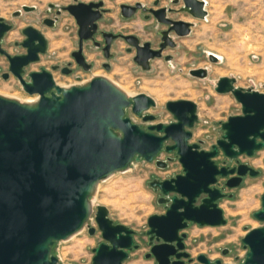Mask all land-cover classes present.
Instances as JSON below:
<instances>
[{
    "label": "water",
    "instance_id": "water-1",
    "mask_svg": "<svg viewBox=\"0 0 264 264\" xmlns=\"http://www.w3.org/2000/svg\"><path fill=\"white\" fill-rule=\"evenodd\" d=\"M158 3L155 0L153 5ZM171 3L181 5L177 9L166 6L154 9L140 2L120 4L123 18L131 17L138 9L148 10L158 24L168 27L158 31L161 37L158 49L151 48L148 41L140 43L136 35L104 31L105 58L111 57L113 39L121 36L129 45L128 51L135 48V63L148 70L150 61L161 57L166 47H175L172 32L182 37L191 31V22L170 18L168 13L186 12L196 19L207 14L204 0H171ZM103 4V0L48 4L49 8L57 6L58 14L66 11L75 19L79 44L72 56L85 71L90 64L82 53V42L90 40L100 46L94 34L104 11ZM34 9L33 5H22L25 12ZM20 13L21 10H16L13 16ZM9 28L0 16V53L7 57L9 72L19 80L22 89L37 99L19 101L0 94V264H62L51 254L52 245L86 226L93 213L90 198L98 183L115 172L129 169L133 161L154 160L157 167L166 168L171 158L158 159L162 150L175 152L182 173L148 182L159 192L158 202L164 205L165 212L147 218L149 252L145 257L152 256L157 264H223L203 253L193 259L185 250L183 229L189 223L199 226L226 223L218 202L231 194L216 186L218 177L226 178L224 184L228 188H235L244 176L259 175V170L239 162L238 157L253 156L264 148V93L236 86L233 77H219L215 91L231 93L240 104L241 113L221 121V136L209 149H201L199 143H189L191 128L198 119L193 101H167L165 107L174 121L153 123L155 116L144 113L155 106L151 96L143 92L129 96L103 75H94L79 85L62 86L55 82L51 71L41 67L24 79L23 67L45 53L47 39L40 30L26 26L22 29L25 38L20 43L26 53L11 55L1 47ZM208 57L212 62L218 59L212 53ZM163 58L170 61L172 56ZM104 66L109 69L108 63ZM57 67L54 65L52 69ZM189 73L204 78L207 68H193ZM7 76L8 73L1 74L4 79ZM127 109L150 123L142 127L132 122L126 116ZM220 153L237 165H218L214 158ZM260 200L261 208L252 212V217L263 224L250 228L241 237L247 251L238 264H264V193ZM94 220L103 241L92 248L91 264H122L139 247L135 231L114 223L104 205H96ZM95 230L87 224L89 235Z\"/></svg>",
    "mask_w": 264,
    "mask_h": 264
},
{
    "label": "rangeland",
    "instance_id": "rangeland-1",
    "mask_svg": "<svg viewBox=\"0 0 264 264\" xmlns=\"http://www.w3.org/2000/svg\"><path fill=\"white\" fill-rule=\"evenodd\" d=\"M88 2L89 0H82ZM155 0H103L104 12L97 21L98 34L96 41H101V31L136 35L141 41L157 46L158 31L165 28L158 24L154 17L145 19L142 11L135 12L129 18L120 15V4L140 2L146 7L153 6ZM207 19H196L189 13L173 11L168 16L192 23L191 31L182 37L173 36L175 47H168L163 55H171L170 61L157 57L150 61V68L143 70L135 63L134 49L128 51L129 45L121 38L114 40L110 47L111 58L105 59L100 49L92 41L84 44L87 61L92 63L89 71L74 68L70 74L53 70L52 65H64L72 61L71 51L77 48V24L68 12L60 15L59 21L52 29L43 27L41 18L46 14L49 3L66 5L72 0H0V16L13 24V28L5 36L7 52L11 55L24 53L23 48L15 46L14 41H21V28L32 24L47 39V49L39 59L26 68L37 71L44 67L51 71L55 82L62 86L82 84L94 75H103L127 95L145 93L155 100V106L144 113L155 116L153 123H169L174 121L172 114L166 109L169 100L186 99L197 105V122L191 128L189 143H199L201 149H209L218 139L222 130L220 122L229 115L241 113L240 104L231 93L221 94L214 86L218 78L228 76L235 78V85L244 89L251 88L264 93V0H205ZM33 5V11L25 12L22 5ZM161 6L177 9L180 4H172L171 0H159ZM21 10L19 17L13 13ZM217 56V61H210L208 54ZM220 58H219V57ZM109 63V69L102 66ZM8 61L0 56V66L7 69ZM205 67L207 76L199 78L189 73L190 69ZM25 79L28 77L23 76ZM79 77V78H78ZM13 97L19 101L35 98L22 89L21 83L11 75L9 79L0 78V94ZM132 122L146 127L150 122L136 116L130 109L126 110ZM171 144V141L167 142ZM170 157L166 168H159L155 161H133L130 168L115 172L98 183L97 190L91 196L93 213L87 221L95 227L93 235H89L87 224L68 239L56 241L52 245L51 254L57 256L62 264H91L92 248L103 241L94 220L96 205H104L108 216L114 223H121L135 231V240L139 247L130 252L122 264H157L149 252L147 218L152 214H162L165 207L158 202L159 192L152 189L148 182L154 178L165 179L182 173V166L175 152L162 150L157 158L165 160ZM218 165L236 164L220 153L214 158ZM239 162L247 163L260 171L258 176H245L238 187L225 186L226 178L218 177L216 186L231 197L219 200L226 223L219 226H199L189 223L183 232L185 250L195 259L200 253L209 259H219L223 264H238L243 261L247 248L241 237L252 227L263 223L252 217V212L261 208L260 197L264 193V148L253 156L240 155ZM227 249V253L223 251ZM196 262V261H195Z\"/></svg>",
    "mask_w": 264,
    "mask_h": 264
},
{
    "label": "flooded vegetation",
    "instance_id": "flooded-vegetation-1",
    "mask_svg": "<svg viewBox=\"0 0 264 264\" xmlns=\"http://www.w3.org/2000/svg\"><path fill=\"white\" fill-rule=\"evenodd\" d=\"M96 1H99V0H89L88 2H96ZM77 2H84V1H82V0H72V2H70V3H68V4H71V3H77ZM88 2H85V3H88ZM136 3V2H135ZM134 3V4H135ZM68 4H66V5H68ZM128 4V3H127ZM57 5H59V4H57ZM130 5H133V4H130ZM159 7H164V6H161L159 3L156 5V6H149L148 8H154V9H156V8H159ZM167 7V6H166ZM57 9H58V7L57 6H55V7H52V8H48V9H46L45 10V15L41 18V20H40V23H41V25L43 26V27H47V28H50V29H52V28H54L55 26H56V24L58 23V21H59V18H60V15L63 13V12H66V11H62L60 14H58L57 13ZM103 9H104V7H103ZM105 10V9H104ZM142 11L143 13H144V15H148V17L147 18H145V19H149L151 16H153L148 10L147 11H143V10H141V9H138L137 11ZM136 11V12H137ZM104 12V11H103ZM22 14V12L19 14V15H16V16H14V17H19L20 15ZM120 15H121V10H120ZM154 17V16H153ZM155 19V18H154ZM156 21V20H155ZM6 22L10 25V28H9V30L8 31H6L5 33H4V35H3V38H2V42H1V47L2 48H4L6 51H8L7 50V46L5 45V36H6V34L8 33V32H10L11 30H12V28H13V24L11 23V22H9V21H7L6 20ZM29 25H31V26H33V27H35L34 25H32V24H26L24 27H22L21 28V33H22V29L23 28H25L26 26H29ZM161 25H164V24H161ZM165 26V28H162V29H160V30H163V29H166L168 26L167 25H164ZM78 27V26H77ZM36 28V27H35ZM36 29H38V28H36ZM39 30V29H38ZM77 31H78V28H77ZM42 32V31H41ZM102 32H104V31H101L100 32V34H101V36H102V40L101 41H98V42H100V46H96V45H94L96 48H98V49H100L101 50V52H102V54H103V56H104V52H103V47H104V45H105V38H104V36H103V33ZM105 32H109V31H105ZM43 33V32H42ZM98 34V30H97V32L94 34V40H95V36ZM115 34H123V33H115ZM22 35H23V38H22V40L25 38V36H24V34L22 33ZM124 35H126V34H124ZM158 35H159V33H158ZM172 35H174V33L172 32ZM77 36H78V32H77ZM118 38H121V39H123L121 36H117L115 39H113V41L114 40H116V39H118ZM21 40V41H22ZM124 40V39H123ZM140 40V39H139ZM21 41H14V45L15 46H20V47H22L23 48V51H25L24 53H26V49L23 47V46H21ZM87 41H90V40H84L83 42H82V53H83V55H84V57H85V60L87 61V57H86V55H85V52H84V44H85V42H87ZM96 41V40H95ZM112 41V42H113ZM125 41V40H124ZM93 42V41H92ZM112 42H111V44H112ZM144 41H141L140 40V43H143ZM161 43V37H160V35H159V41H158V43H157V46H151V48H153V49H158L159 48V44ZM78 44H79V37H78V40H77V48H78ZM151 45V44H150ZM111 47V46H110ZM76 48V49H77ZM129 48V47H128ZM166 48H168V47H166ZM165 48V49H166ZM171 48H173V47H171ZM75 49V50H76ZM134 49V52H136L135 51V48L134 47H131V49L130 50H133ZM164 49V50H165ZM75 50H72L71 51V53H70V55H71V58H72V61H68V62H66L64 65H58V67L57 68H55V69H53V70H59V71H61L62 73H64V74H67V75H70L73 71H74V68L76 67V68H78V69H82V70H84L83 69V67H81V66H79L78 64H77V62L75 61V59H74V57L72 56V52L73 51H75ZM164 50L162 51V56L161 57H163L164 55H163V52H164ZM110 52V51H109ZM19 54H23V53H19ZM13 55H16V54H13ZM0 56H5L4 54H1L0 53ZM40 56V55H39ZM6 57V56H5ZM105 57V56H104ZM7 58V57H6ZM111 57H109V58H105V59H110ZM7 61H8V59H7ZM166 61V60H165ZM88 62V61H87ZM32 63V62H31ZM89 64H90V69H91V67H92V63L91 62H88ZM107 62H102V66L105 68V66H104V64H106ZM30 64V63H29ZM28 64V65H29ZM109 64V63H108ZM27 65V66H28ZM27 66H24L23 67V70H24V72L22 73V76H26V77H28V74H29V72H31V71H29V72H27L26 73V68H27ZM52 66H54V65H52ZM51 66V67H52ZM41 68V67H40ZM110 68V67H109ZM89 69V70H90ZM106 69V68H105ZM40 70V69H39ZM39 70H37V71H39ZM88 70V71H89ZM107 70V69H106ZM85 71V70H84ZM3 73H8V76H7V78L6 79H4V78H2L1 77V74H3ZM11 75H13L12 73H10L9 72V61H8V65H7V69H3L2 68V66H0V78H2V79H4V80H7V79H9V77L11 76ZM14 76V75H13ZM15 77V76H14ZM24 78V77H23ZM79 78V77H78ZM25 79V78H24ZM19 81V80H18ZM227 166H229V167H232V166H236L237 165V163L234 165V164H232V165H229V164H226ZM247 176V175H246ZM245 177V176H244ZM244 177H243V179H244ZM160 195V194H159ZM228 250L227 249H225V252H227ZM194 262H195V260H194Z\"/></svg>",
    "mask_w": 264,
    "mask_h": 264
},
{
    "label": "bare ground",
    "instance_id": "bare-ground-1",
    "mask_svg": "<svg viewBox=\"0 0 264 264\" xmlns=\"http://www.w3.org/2000/svg\"><path fill=\"white\" fill-rule=\"evenodd\" d=\"M205 1V0H204ZM206 2V1H205ZM204 19H207L206 17H204ZM219 57V56H218ZM220 58V57H219ZM2 94V93H1ZM37 99V96L35 97V98H31V99H27L26 101H29V102H31V101H35ZM97 187H98V185H97Z\"/></svg>",
    "mask_w": 264,
    "mask_h": 264
}]
</instances>
